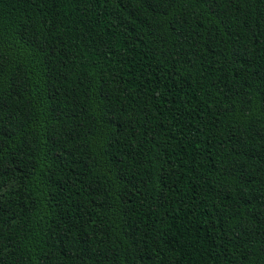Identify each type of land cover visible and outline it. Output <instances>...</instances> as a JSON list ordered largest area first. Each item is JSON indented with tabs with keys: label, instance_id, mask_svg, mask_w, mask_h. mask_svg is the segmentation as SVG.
I'll list each match as a JSON object with an SVG mask.
<instances>
[{
	"label": "trees",
	"instance_id": "obj_1",
	"mask_svg": "<svg viewBox=\"0 0 264 264\" xmlns=\"http://www.w3.org/2000/svg\"><path fill=\"white\" fill-rule=\"evenodd\" d=\"M0 264H264V0H0Z\"/></svg>",
	"mask_w": 264,
	"mask_h": 264
}]
</instances>
